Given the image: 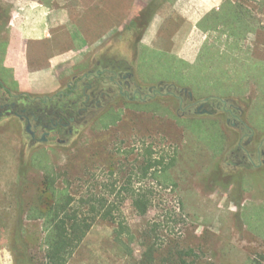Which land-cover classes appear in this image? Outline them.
<instances>
[{
  "label": "rangeland",
  "instance_id": "1",
  "mask_svg": "<svg viewBox=\"0 0 264 264\" xmlns=\"http://www.w3.org/2000/svg\"><path fill=\"white\" fill-rule=\"evenodd\" d=\"M24 1L0 0V39L8 38ZM177 2L135 0L131 20L89 52L73 75L81 82L89 71L92 76L101 55L130 59L131 90L142 92L136 99L111 84L115 90L102 108H92L72 133L55 131L45 141L32 140L26 123L21 131L0 125V264H46L44 219L36 217L52 202L44 185L48 172L78 198L111 195L136 236L127 253L115 240V225L101 220L68 264H140L142 233L152 229L155 264H264V165L255 154V164L238 166L235 154L251 134V151L264 139V0H221L218 10L207 12L199 21L206 41L194 66L141 42L147 13L153 20ZM112 8L113 17L123 15L118 4ZM102 13L110 23V13ZM175 24L183 32L189 25L182 18ZM0 72L12 77L9 69ZM160 84L165 89L154 97L149 89ZM65 91L38 97L60 107L57 97ZM76 94L71 97L83 101L81 91ZM206 98L211 113L197 112ZM232 104L239 108L236 125L228 122ZM149 150L162 160L160 167L169 166L156 178L138 170ZM130 178L136 187L153 189L154 206L145 215L125 190ZM112 183L117 188L110 193Z\"/></svg>",
  "mask_w": 264,
  "mask_h": 264
},
{
  "label": "crops",
  "instance_id": "2",
  "mask_svg": "<svg viewBox=\"0 0 264 264\" xmlns=\"http://www.w3.org/2000/svg\"><path fill=\"white\" fill-rule=\"evenodd\" d=\"M190 1L187 4V0H179L170 12H158L141 42L151 49L170 51L175 58L194 66L202 56L201 46L206 41L199 30V21L207 12L218 10L221 0ZM116 4L123 14L118 18L113 17L117 11L112 13ZM134 4L135 0L21 2L8 38L0 39L3 44L0 67L11 70L12 77L6 78L0 72V80L14 91L36 96L59 92L67 87L74 73L85 66L89 52L131 20ZM102 9L113 17L110 23L106 22L109 18L103 15ZM180 18L189 24L184 32L175 24ZM199 33L204 35L202 41ZM0 125L22 129V122L16 116L0 118Z\"/></svg>",
  "mask_w": 264,
  "mask_h": 264
},
{
  "label": "trees",
  "instance_id": "3",
  "mask_svg": "<svg viewBox=\"0 0 264 264\" xmlns=\"http://www.w3.org/2000/svg\"><path fill=\"white\" fill-rule=\"evenodd\" d=\"M151 11V10H150ZM147 23L141 28L140 37L144 30L148 26L152 16L148 15ZM117 59L114 61L106 60V64H115L117 66L122 65V68H128L133 71V66L130 62H126ZM117 69H119L117 67ZM3 85V83H0ZM22 99L31 100L32 98L40 99L43 102V98L36 95H32L26 92L19 93ZM90 102V101H89ZM82 102L81 106L75 108L74 102H70L69 105L64 108L47 110L43 116V122L47 126H53L54 123L60 125H69V129H73L75 125L80 122L83 111L81 110L85 105ZM21 108H26L22 103ZM162 160L158 157H154L152 150L148 151V155L144 164L138 168L143 177L150 174L151 177L157 176L160 172H166L169 166L160 167ZM138 174V173H137ZM55 180L51 173L45 174L44 185L49 189L52 195V202L48 203L46 208L38 210L36 218H43L45 236L44 244L45 249V261L46 264H68L74 254L77 252L85 238L87 237L91 228L95 223L104 220L109 221L115 225L114 234L115 240L122 246L127 252L131 253L132 249L130 243L136 239L135 234L132 232L131 226L128 223L126 217L121 211L120 206L116 200L110 199V196L93 194L88 198L76 197L71 194L65 188H59L54 183ZM112 183L110 187V193L115 192L117 186ZM125 190L132 193V204L136 211L145 215L154 206L153 189L149 187H136L131 178L127 182ZM39 216V217H38ZM156 230L142 233L141 243L145 250L143 252L140 264H155L157 260L158 247L153 241L156 236ZM19 233H16V239ZM15 239V240H16ZM17 241V240H16ZM15 249V248H14ZM22 247H18L20 251ZM15 254L17 250L15 249ZM164 264H178L174 262L166 261Z\"/></svg>",
  "mask_w": 264,
  "mask_h": 264
},
{
  "label": "flooded vegetation",
  "instance_id": "4",
  "mask_svg": "<svg viewBox=\"0 0 264 264\" xmlns=\"http://www.w3.org/2000/svg\"><path fill=\"white\" fill-rule=\"evenodd\" d=\"M114 59L120 61L119 58L113 55H101L94 63L95 67L99 68V70H97L92 76V72L89 71L84 75L82 82L80 79H77L76 76H73L67 85V91L60 93L57 97L59 101L63 102V105L60 107H48V104L52 101V99L48 97L44 98L43 102H40V99L38 98H32L31 100L22 99L19 94L20 92L6 87L0 80V83H3V85L0 84V118H3L4 116L18 117L22 123H26V131L34 141L41 138L45 141L53 134V132H58L59 130H67L68 133H72L74 130L69 129V125H60L59 123H54L53 126L45 125L43 122L45 111L58 108L63 109L64 106H68L71 101L74 102L73 106L75 105V108H78L81 106L80 103H84L85 101L86 103L81 109L83 111L82 117L80 118L81 121L83 120V116L90 112L92 108H102L104 106L108 96L115 90L114 88L109 87L111 84L116 85L119 93L123 94L128 99L134 100L139 94H142V92L137 89L133 92L131 90L133 85L132 79L134 77L133 71H130L128 68H122V65L117 66L115 64H106V60L114 61ZM121 60H124L127 63L130 62V59L127 58H122ZM117 67L119 69H117ZM91 78H93V80H90ZM162 84L159 85V88L152 87L149 89L154 97L165 89ZM79 91H81L84 97L83 101H78L76 97H71V95L75 96L76 93L78 94ZM167 92L174 93L172 90H167ZM182 93H185V96H189L190 99L193 98V95L187 91V89H184ZM177 96L182 100L181 95ZM207 101L208 98L200 103V105H197V112L202 111L205 113H211V111L205 107ZM22 103L26 108H21L20 105ZM188 105V108H191L190 104ZM238 109V107L232 104V110H230L231 116L228 118V122L232 121L233 125H236L239 121V117L235 114V111ZM40 130H43L42 136L39 135ZM250 136L251 137H248L244 145H239L237 152H235L236 157L239 159L236 162L238 166H245L249 163L255 164V154L257 155L259 165H264V139L260 142L258 147L255 148V151H251L252 148L249 146L252 144L253 135L251 134Z\"/></svg>",
  "mask_w": 264,
  "mask_h": 264
}]
</instances>
